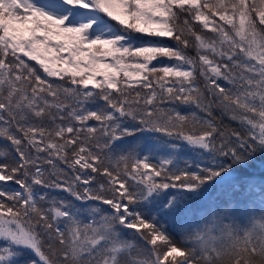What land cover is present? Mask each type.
Returning a JSON list of instances; mask_svg holds the SVG:
<instances>
[{
    "label": "snow or ice",
    "instance_id": "snow-or-ice-1",
    "mask_svg": "<svg viewBox=\"0 0 264 264\" xmlns=\"http://www.w3.org/2000/svg\"><path fill=\"white\" fill-rule=\"evenodd\" d=\"M0 264H264V0H0Z\"/></svg>",
    "mask_w": 264,
    "mask_h": 264
},
{
    "label": "trees",
    "instance_id": "trees-1",
    "mask_svg": "<svg viewBox=\"0 0 264 264\" xmlns=\"http://www.w3.org/2000/svg\"><path fill=\"white\" fill-rule=\"evenodd\" d=\"M227 122V121H226ZM233 126H235V125H233ZM14 187V186H13ZM61 195H64L63 193H61Z\"/></svg>",
    "mask_w": 264,
    "mask_h": 264
}]
</instances>
